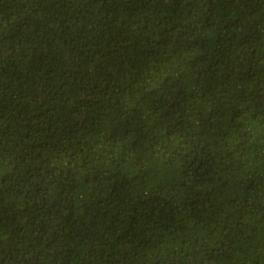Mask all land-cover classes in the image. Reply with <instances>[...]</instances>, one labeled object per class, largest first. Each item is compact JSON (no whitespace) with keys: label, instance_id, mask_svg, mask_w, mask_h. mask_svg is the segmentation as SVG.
Wrapping results in <instances>:
<instances>
[{"label":"trees","instance_id":"trees-1","mask_svg":"<svg viewBox=\"0 0 264 264\" xmlns=\"http://www.w3.org/2000/svg\"><path fill=\"white\" fill-rule=\"evenodd\" d=\"M0 264H264V0H0Z\"/></svg>","mask_w":264,"mask_h":264}]
</instances>
